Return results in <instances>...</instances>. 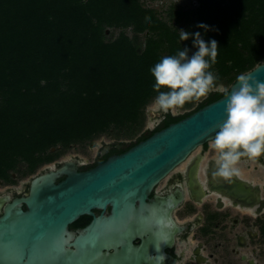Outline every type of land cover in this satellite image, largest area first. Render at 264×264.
Segmentation results:
<instances>
[{"label":"trees","instance_id":"trees-1","mask_svg":"<svg viewBox=\"0 0 264 264\" xmlns=\"http://www.w3.org/2000/svg\"><path fill=\"white\" fill-rule=\"evenodd\" d=\"M197 2L194 9H170L169 23L142 0H0V178L21 162L34 172L39 158L58 146L111 129L134 133L157 95L150 69L183 48L190 56L197 51L194 35L182 41L181 30L217 41L211 68L217 85L231 87L237 75L264 63V0ZM112 29L122 32L114 37ZM226 93L212 91L192 111L168 113L131 147Z\"/></svg>","mask_w":264,"mask_h":264},{"label":"water","instance_id":"water-1","mask_svg":"<svg viewBox=\"0 0 264 264\" xmlns=\"http://www.w3.org/2000/svg\"><path fill=\"white\" fill-rule=\"evenodd\" d=\"M249 73L264 83V63ZM235 84L224 97L92 170L63 167L36 177L29 194L0 215V264H150L152 252L162 257L163 233L136 245L142 227L149 228L140 215L150 211L153 188L213 139ZM63 175L67 178L57 183ZM83 216L91 217L90 223L70 230Z\"/></svg>","mask_w":264,"mask_h":264},{"label":"flooded vegetation","instance_id":"flooded-vegetation-1","mask_svg":"<svg viewBox=\"0 0 264 264\" xmlns=\"http://www.w3.org/2000/svg\"><path fill=\"white\" fill-rule=\"evenodd\" d=\"M167 114L159 112L154 119L160 125ZM82 146V142L58 146L41 156L34 172L43 169L21 189L15 186L17 174L23 164L24 175L34 173L29 163L21 162L9 170L8 177L0 178V215L7 204L29 194L36 177L63 167L84 173L131 148L130 143L114 141L102 145L93 160L81 154L61 159L64 153L81 150ZM200 148L149 194L150 211L147 217L141 213L139 219L144 223L146 218L149 228L142 227L136 245L143 244L151 233L154 237L158 236L155 233H163L160 238L166 244L164 255L152 252L150 264H264V156L256 161L242 158L238 166L240 174L226 182L213 175L215 154L209 150V143ZM49 157L51 160L47 161ZM66 178L63 175L57 183ZM75 223L70 230L80 229ZM169 235H173L171 242Z\"/></svg>","mask_w":264,"mask_h":264},{"label":"clouds","instance_id":"clouds-1","mask_svg":"<svg viewBox=\"0 0 264 264\" xmlns=\"http://www.w3.org/2000/svg\"><path fill=\"white\" fill-rule=\"evenodd\" d=\"M151 22L150 17H145ZM197 27L208 31V26ZM180 40L188 41L194 35L197 51L189 55V49L178 50L175 55L162 57L151 69L157 93L154 106L162 113H173L185 104L200 101L210 91L226 93L223 85H217L219 76L211 71L217 62L218 43H206L199 32L179 31ZM227 95V93H226ZM209 150L215 159L214 177L230 181L240 174L242 158L256 161L264 156V83L244 72L236 77V84L227 98L226 119L209 142Z\"/></svg>","mask_w":264,"mask_h":264},{"label":"rangeland","instance_id":"rangeland-1","mask_svg":"<svg viewBox=\"0 0 264 264\" xmlns=\"http://www.w3.org/2000/svg\"><path fill=\"white\" fill-rule=\"evenodd\" d=\"M142 4L147 8L153 9L161 19L169 23H170L169 21L170 9L172 8L194 9L198 6L197 0H142ZM109 31L110 33L114 34V37H117L122 32V30H114V29ZM123 32H125L130 38H134V33L132 32L131 29L124 30ZM140 37L144 42L147 36L146 34H143L140 35ZM218 85H223L226 90L230 88V85H227L226 83H219ZM212 91H216V90H212ZM209 93L205 97H203L200 101H195L190 107L179 108L175 111V114L171 112L170 113L173 115H179L192 111L197 107V105L202 100H204L209 95ZM159 112L160 111L155 108L154 100H153L146 107L143 114V121L139 126H137V128L134 129V133L122 132L121 136H118V133L120 131L117 129H111L108 132L99 135L98 137L94 138L91 141L82 142L83 146L81 147V150H76V151L70 150L64 153L61 159H66L71 155L81 154L83 156L88 157L90 160H93L96 156L97 150L105 143H110L114 141H123L125 143L135 142L144 132L148 130H154L159 125L160 121L154 119L156 114ZM93 145L95 146L94 148ZM201 149L202 148H199L198 151H201ZM24 169L25 167L23 164L21 171L19 170L17 174V181L15 182V186L17 189H21L25 184L29 183V181L38 173H40L43 168H40L34 173H29L26 175L23 174Z\"/></svg>","mask_w":264,"mask_h":264}]
</instances>
